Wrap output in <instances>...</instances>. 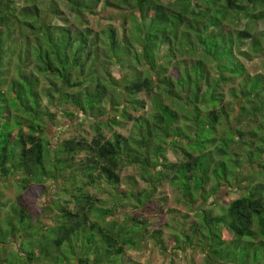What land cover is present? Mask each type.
I'll use <instances>...</instances> for the list:
<instances>
[{"label":"trees","instance_id":"1","mask_svg":"<svg viewBox=\"0 0 264 264\" xmlns=\"http://www.w3.org/2000/svg\"><path fill=\"white\" fill-rule=\"evenodd\" d=\"M13 1L0 0V183H14L19 193L1 216L0 249L20 239V252L12 249L16 264H120L124 249L138 248L148 232L163 251L161 231L149 232L142 215L153 211L155 184L171 172L187 202H206L221 186L243 191L217 215L198 205L196 220L172 234L174 249L198 247L204 264H264V182H253L252 165L243 169L254 161L264 173V102L256 105L264 71L250 74L240 60L254 55L264 63V30L254 28L264 22V0H61L76 27L53 21L63 13L60 0H22L18 8ZM101 1L128 9L129 29L92 30L87 14ZM12 45L23 54L8 52ZM6 53L17 61L2 88ZM141 92L152 110L131 116L127 107L144 106ZM41 96L88 119L94 135L50 143L52 114ZM127 121L128 136L113 131L105 138L103 128ZM168 149L181 160L167 161ZM124 164L139 169L149 187L136 190L133 179L122 187ZM48 181L72 209L48 195ZM102 184L109 200L88 192L87 185L104 191ZM43 195L48 199L38 205ZM5 205L0 200V210ZM119 206L127 208L123 219H111ZM52 210L57 224L45 228L40 214ZM33 223L43 231L29 233Z\"/></svg>","mask_w":264,"mask_h":264},{"label":"rangeland","instance_id":"2","mask_svg":"<svg viewBox=\"0 0 264 264\" xmlns=\"http://www.w3.org/2000/svg\"><path fill=\"white\" fill-rule=\"evenodd\" d=\"M46 1L48 0H41L43 4H46ZM59 1V0H57ZM59 9L63 12L59 15V17H56L53 19V21L59 25V24H70L74 25L76 27V21L73 19L72 14L68 12L66 4L64 1L58 2ZM102 1L99 2L94 10V13L87 14L88 23L87 25L92 27V30H102L107 25L114 26L115 28H118V33L121 34L123 30V26L129 29L128 22H124L123 15L126 14L128 9L124 8H114L109 6L102 5ZM26 5L22 0H15L12 3V6L18 8L20 6ZM65 19V20H63ZM84 26V25H83ZM81 26V27H83ZM244 27V20L242 21L240 28ZM254 28L256 30H264V22L258 21ZM18 35L17 33L15 34ZM247 46V39H245V44L242 45V49H246ZM16 51L21 54H23V50H20L19 48H15L13 45L8 48V52L10 51ZM17 56H9V54L6 53V56L3 60L5 65L2 66V72L4 74L3 77H5V82L2 85V88H5L7 86L8 81H10L11 78L15 76V66L17 61ZM244 66H246V69L250 74H254L256 72H263L264 69V63L261 60L260 57L251 55L250 57H242L240 59ZM109 72L111 75H113L115 78H118L120 76L119 71L117 70L116 66L112 64V66L109 68ZM44 83H42V86ZM225 92V88L223 89ZM138 98H141L144 102L143 107H139L138 110L127 107L126 110L131 116H138L142 113H147L150 110H152L150 105V97L145 94L144 92L139 93ZM229 95L225 93V100H228ZM264 102V94L261 95L260 98L257 99V104H262ZM41 103L42 107H46V109L52 114L51 120H47L48 127H47V135L46 138L50 143L53 145H56L59 143V141L63 138L68 137H75V138H87L89 140L94 134L92 129V124L90 121L83 120L81 114H78L76 117H72L71 115L64 114L60 111V107L58 104H47L46 96H41ZM252 111L251 108L248 110V112ZM181 115V114H179ZM246 116H250L246 112ZM245 117V115H244ZM246 118V117H245ZM104 119V117H103ZM247 127H250L254 131H257L256 123H252L251 121H248ZM185 123V122H183ZM186 124V123H185ZM117 131L120 132V134L128 136V134L132 131V121H127L123 123L122 125H115L113 124L111 128H103V133L105 135V138H110L113 136L112 132ZM230 136L232 135L229 132ZM264 137V134H261ZM228 135V137H230ZM260 138H262L260 136ZM261 140V139H260ZM251 160H258L256 154L254 152L250 153ZM166 158L167 161L172 162H179L181 160V152L178 150H172L168 149L166 151ZM84 159L83 154H79L76 157V163L80 164V162ZM241 160H243L241 158ZM253 162V163H251ZM245 162L246 164L243 166V169H245V166L252 165L248 168L249 171H252L253 182H264V173L259 172L257 173L258 168L256 165H254V161ZM78 168L75 172H78ZM171 174V172H168L167 178L163 181H160L159 183H156V190H154L153 199H154V208L153 211H147L142 215V218L146 219L147 226L149 232H152L153 230H159L161 231V237L164 242H166V249L161 250L160 247L157 246L156 241H154L150 234L146 232L143 238H140L139 241V247L138 248H125L124 252L119 256L120 264H204V256L203 252L198 247H184L180 248L178 250L174 249L172 246L174 241H171L172 234H177L178 232L184 231L187 229L189 224L192 220H196L197 218V207L200 204H204L206 208H211L212 214L217 215L221 213L227 202L229 200H232L239 196L242 190L239 191L233 190L227 186H221L219 189V192L215 196L210 197L206 202L201 201H194V202H187L186 200H182L179 196V188L176 187V184H173L169 181L168 176ZM119 176L121 181V186L124 188H127L130 186V179H133L135 181L136 190H139L141 188L149 187V183L142 179V176H140L139 169H137L135 166L130 165H122L119 169ZM48 185V190L53 199H57L58 201H66L68 204V207L70 209L73 208V203L70 201L68 202L67 196L65 194H56V188L52 182L48 181L46 182ZM88 192L97 200H109L110 194L108 188L105 187L104 184H102V188H106L103 190H98L97 186H91L87 185ZM207 188H209L207 186ZM19 193L18 187L14 183L6 182L4 184L0 183V200L1 203L5 202V207H1L0 210V222L2 221V215L7 210L8 206L12 203L14 197ZM47 195L41 196L37 198V204L41 205L43 202L45 203L47 201ZM124 202V201H123ZM124 206H119L116 210V216L111 217L114 219H117L118 221L122 220L124 217L123 212L126 210ZM56 211H48L43 212L40 214V224L46 227H53L57 224L55 214ZM109 219V221H111ZM1 229H3L0 226ZM42 232V228L35 225L33 223L32 229L29 233L32 232ZM46 231V230H45ZM44 231V232H45ZM33 239V238H32ZM171 241V242H170ZM181 242V241H180ZM19 243L20 239L16 240L13 239L12 241L3 247L5 249H0V264H16L14 253L12 252V249H16L17 252L19 251ZM182 244V242H181ZM180 244V245H181ZM25 250L28 248V245L24 246ZM54 249V248H53ZM21 254V253H19ZM4 262V263H3ZM18 264H23L21 262H18ZM36 264V263H32Z\"/></svg>","mask_w":264,"mask_h":264}]
</instances>
